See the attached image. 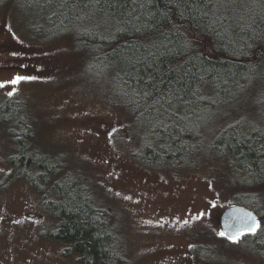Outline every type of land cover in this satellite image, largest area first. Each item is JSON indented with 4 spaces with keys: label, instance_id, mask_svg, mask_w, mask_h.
Listing matches in <instances>:
<instances>
[{
    "label": "trees",
    "instance_id": "trees-1",
    "mask_svg": "<svg viewBox=\"0 0 264 264\" xmlns=\"http://www.w3.org/2000/svg\"><path fill=\"white\" fill-rule=\"evenodd\" d=\"M8 1L0 0V6ZM13 1L37 14L46 33L64 29L83 49L90 72L113 76L129 113L149 128L136 158L164 167L196 164L212 152L228 155L234 176L226 186L234 202L227 206L241 204L256 213V232L240 239L264 252V231L256 235L264 229V4ZM0 101V123L13 140L7 157L12 175L43 195L57 217L51 235L84 264H132L122 229L128 223L125 209L106 203L103 187L74 166L71 152L42 143V118L35 109L23 99Z\"/></svg>",
    "mask_w": 264,
    "mask_h": 264
},
{
    "label": "rangeland",
    "instance_id": "rangeland-1",
    "mask_svg": "<svg viewBox=\"0 0 264 264\" xmlns=\"http://www.w3.org/2000/svg\"><path fill=\"white\" fill-rule=\"evenodd\" d=\"M41 25L18 2L0 6V97L35 109L42 143L71 152L74 166L103 187L106 203L125 209L132 264H264V252L247 238L229 241L219 219L234 197L228 155L164 167L136 158L149 128L129 113L113 76L90 72L64 29L46 33ZM18 76L32 79L12 83ZM1 123L0 264H84L51 235L57 217L43 195L12 175L13 140Z\"/></svg>",
    "mask_w": 264,
    "mask_h": 264
},
{
    "label": "water",
    "instance_id": "water-1",
    "mask_svg": "<svg viewBox=\"0 0 264 264\" xmlns=\"http://www.w3.org/2000/svg\"><path fill=\"white\" fill-rule=\"evenodd\" d=\"M220 218L227 236H238V239L243 235L254 233L259 224L256 213L241 204H234L227 207L222 214H220L219 219Z\"/></svg>",
    "mask_w": 264,
    "mask_h": 264
},
{
    "label": "snow or ice",
    "instance_id": "snow-or-ice-1",
    "mask_svg": "<svg viewBox=\"0 0 264 264\" xmlns=\"http://www.w3.org/2000/svg\"><path fill=\"white\" fill-rule=\"evenodd\" d=\"M26 79H32V77H23V76H18V77H16V79L14 80V81H12V83H18L19 81H21V80H26ZM0 86H2V85H0ZM9 95H11V93H9ZM253 231H254V229H253ZM220 235H224V233H220ZM229 239H233V240H236V239H238V236L237 237H229Z\"/></svg>",
    "mask_w": 264,
    "mask_h": 264
}]
</instances>
